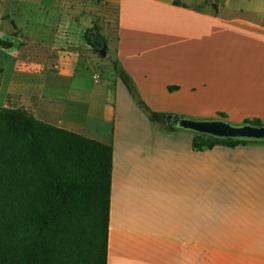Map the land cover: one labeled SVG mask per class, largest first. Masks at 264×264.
Returning <instances> with one entry per match:
<instances>
[{
  "label": "crops",
  "instance_id": "1",
  "mask_svg": "<svg viewBox=\"0 0 264 264\" xmlns=\"http://www.w3.org/2000/svg\"><path fill=\"white\" fill-rule=\"evenodd\" d=\"M226 3L221 13L209 0H115V31L102 16L94 17L97 22L81 17L88 20L82 38L98 25L109 49L105 56L115 54L147 102L153 93L181 90L167 82V56L193 49L196 25L225 19ZM226 18L240 24L233 43L242 38L249 59L235 57L237 77L217 83L229 97L215 112L236 124H264V15ZM64 85L47 80L28 109L20 110L83 135L87 118L96 114L105 129L106 108L96 110L77 88L57 96L56 89L68 88ZM95 86L105 92L99 82ZM143 124L125 127L122 137L117 127L115 135L104 129L93 133L113 147L107 264H264V142L196 150L193 139L173 142L175 130L169 127Z\"/></svg>",
  "mask_w": 264,
  "mask_h": 264
},
{
  "label": "rangeland",
  "instance_id": "2",
  "mask_svg": "<svg viewBox=\"0 0 264 264\" xmlns=\"http://www.w3.org/2000/svg\"><path fill=\"white\" fill-rule=\"evenodd\" d=\"M105 1L0 0V37L22 43L13 49L0 47L1 107L28 109L31 101L35 100L37 89L54 78L68 85V88L64 85L65 88L56 89L57 96L67 97L79 90L77 94L94 101L96 110L103 112L106 108L105 129L96 114H91L93 117L86 120L87 137L98 140L93 133L102 129L115 135L117 128L119 137H122L125 127L145 126V122L152 124L137 98L118 77L115 54L106 57L87 46L82 38V25L88 20L80 21L81 17L93 18L97 22L95 18L102 16L108 22L106 27L111 32L115 31V0H107L108 5ZM224 1L228 2L230 17L244 15V12L252 18L264 15V0H209L221 13L227 11ZM228 16L221 20L200 21L194 28L196 46L167 56V82L182 87L180 91L167 90V96L153 93L147 101L153 111L199 120L219 119L215 107L229 96L217 83L227 82L234 75L237 77L238 66L236 70L233 67L235 57L242 62L248 58L245 41L237 38L233 43L240 24L231 23L226 18ZM251 62L254 64L257 59L252 56ZM69 72L75 76L59 77V74ZM96 81L105 92L97 91ZM226 121L239 125L232 120ZM160 124L168 128L166 121ZM172 134V141L181 143L195 136L188 130H175Z\"/></svg>",
  "mask_w": 264,
  "mask_h": 264
},
{
  "label": "trees",
  "instance_id": "3",
  "mask_svg": "<svg viewBox=\"0 0 264 264\" xmlns=\"http://www.w3.org/2000/svg\"><path fill=\"white\" fill-rule=\"evenodd\" d=\"M84 40L109 53L98 25ZM20 45L0 37L3 49ZM114 65L149 119L163 123L167 113L153 111L130 74ZM246 143L195 134L192 145ZM112 170V145L0 106V264H107Z\"/></svg>",
  "mask_w": 264,
  "mask_h": 264
},
{
  "label": "water",
  "instance_id": "4",
  "mask_svg": "<svg viewBox=\"0 0 264 264\" xmlns=\"http://www.w3.org/2000/svg\"><path fill=\"white\" fill-rule=\"evenodd\" d=\"M168 127L173 130H188L194 134L206 135L224 140L264 141V124H232L224 119L199 120L175 115L167 117Z\"/></svg>",
  "mask_w": 264,
  "mask_h": 264
},
{
  "label": "flooded vegetation",
  "instance_id": "5",
  "mask_svg": "<svg viewBox=\"0 0 264 264\" xmlns=\"http://www.w3.org/2000/svg\"><path fill=\"white\" fill-rule=\"evenodd\" d=\"M175 115H177V114H166L165 117H164V121L167 122V117H168V116H175ZM167 123H168V122H167Z\"/></svg>",
  "mask_w": 264,
  "mask_h": 264
}]
</instances>
